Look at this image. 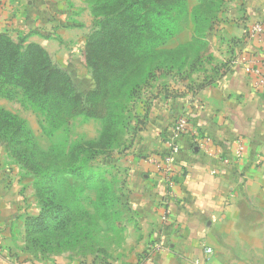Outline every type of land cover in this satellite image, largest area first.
Returning <instances> with one entry per match:
<instances>
[{
    "label": "crops",
    "instance_id": "0c3cea01",
    "mask_svg": "<svg viewBox=\"0 0 264 264\" xmlns=\"http://www.w3.org/2000/svg\"><path fill=\"white\" fill-rule=\"evenodd\" d=\"M93 1L0 0V31L34 28L48 41L74 47L85 43ZM221 18L222 49L215 55L222 72L212 83L189 85L185 96L163 101L154 114L159 123L140 132L122 159L130 247L144 251L146 263L195 264L205 246L214 250L213 264H251L257 257V242L252 246L245 236L255 241L264 232V39L247 29L254 22L264 25V0H226ZM181 115L188 127L169 175L155 161L167 151L166 138ZM237 137L246 153L234 170H226L220 158L231 155ZM205 138L217 157L201 147ZM213 168L220 172L212 174ZM18 185V174L0 166V219L14 216ZM167 207L171 213L164 220Z\"/></svg>",
    "mask_w": 264,
    "mask_h": 264
},
{
    "label": "rangeland",
    "instance_id": "374dc122",
    "mask_svg": "<svg viewBox=\"0 0 264 264\" xmlns=\"http://www.w3.org/2000/svg\"><path fill=\"white\" fill-rule=\"evenodd\" d=\"M225 1L199 4L187 0V8L176 19V33L147 61H154L158 69L149 76L142 70L128 72L129 85L136 81L139 85L124 112L125 127L119 139L111 137V121L85 115L71 120L69 132L63 126L50 134L49 121L30 104L22 86L0 80V108L26 121L34 136L33 148L43 160L42 169L36 170L31 163H19L0 143V166H7L19 178L16 212L12 218L0 219V264H150L144 251L134 252L130 247L122 159L140 132L156 126L154 114L161 111L163 101L185 96L189 85L197 88L203 82H213L215 74L222 72L224 64L219 67L215 53L222 49L217 25ZM91 16L85 43L73 45L75 48L65 40L48 41L49 36L34 28L0 32L23 45H41L53 62L71 75L75 86L87 92L95 86L85 57L87 37L96 25L93 12ZM70 168H81L85 177L92 175L93 179L72 175L66 171ZM52 173L56 175L51 178ZM97 177L105 181L101 183ZM48 189L72 210L74 221L70 224L57 218L61 213L53 209ZM259 226H264V219H259ZM253 237L245 236L248 244L257 242V257L251 264H264V232L256 235L255 241Z\"/></svg>",
    "mask_w": 264,
    "mask_h": 264
},
{
    "label": "trees",
    "instance_id": "16d2710c",
    "mask_svg": "<svg viewBox=\"0 0 264 264\" xmlns=\"http://www.w3.org/2000/svg\"><path fill=\"white\" fill-rule=\"evenodd\" d=\"M197 1L202 4L209 0ZM186 8L187 0L93 1L96 25L87 37L85 57L95 86L87 92L75 86L71 75L57 66L41 45H23L6 32H0V80L22 86L30 104L49 121L50 134L63 126L69 132L71 120L85 115L111 121L114 124L111 137L119 139L125 127L124 112L128 111V103L135 98L139 85L137 81L129 85L128 72L142 70L143 75L149 76L158 69L154 61L150 64L147 61L176 33V19ZM198 8L193 11L195 20H198ZM206 84L209 83L199 86ZM33 139L26 121L0 108V143L6 145L19 163H31L39 170L43 160L33 148ZM66 171L85 177L81 168ZM55 175L50 174L51 178ZM85 178L90 180L93 176ZM97 179L101 183L105 181L103 177ZM47 194L55 212L64 213L57 218L66 220V224L74 221L68 204L58 200L51 189Z\"/></svg>",
    "mask_w": 264,
    "mask_h": 264
},
{
    "label": "built area",
    "instance_id": "2783aa9c",
    "mask_svg": "<svg viewBox=\"0 0 264 264\" xmlns=\"http://www.w3.org/2000/svg\"><path fill=\"white\" fill-rule=\"evenodd\" d=\"M247 32L252 37H258L264 39V25L261 22L251 23L247 29ZM248 71L252 70V68H247ZM257 73H260L256 70ZM262 82H264V76L262 77ZM188 127V119L185 115L179 116L175 123L172 126V134L166 138V146L167 151H165L161 158L155 161V165L165 173L172 175L174 172V160L175 156L178 154L180 150V138L186 132ZM211 138H205L201 143V147L203 150L211 157H217V154L211 148ZM246 153V144L244 139L241 137H237L233 140V145L231 148V155L225 158H220L221 164L224 168L233 169L236 167L238 162L244 157ZM220 172V169L213 168L211 170L212 174H217ZM170 209L167 207L163 212L162 218L164 220H168L170 216ZM159 248L161 244H156ZM213 255L214 250L210 246L204 247V255L202 258H196L194 260L195 264H213Z\"/></svg>",
    "mask_w": 264,
    "mask_h": 264
}]
</instances>
